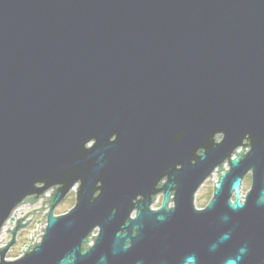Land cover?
Returning <instances> with one entry per match:
<instances>
[{"label":"water","instance_id":"water-1","mask_svg":"<svg viewBox=\"0 0 264 264\" xmlns=\"http://www.w3.org/2000/svg\"><path fill=\"white\" fill-rule=\"evenodd\" d=\"M49 189L0 264H264V0H0V232Z\"/></svg>","mask_w":264,"mask_h":264},{"label":"rangeland","instance_id":"rangeland-1","mask_svg":"<svg viewBox=\"0 0 264 264\" xmlns=\"http://www.w3.org/2000/svg\"><path fill=\"white\" fill-rule=\"evenodd\" d=\"M242 146L239 147L237 149L236 152H240ZM244 150L247 151L248 148L244 147ZM226 166V168L224 167V169H227V163L224 164ZM223 169V170H224ZM217 177V171L215 170L212 174L211 177L209 176L204 182L203 184L197 189L195 196H194V206L196 208H203L207 202L209 201V199L212 196V192H213V184H214V179H216ZM250 182H251V177H250V173L246 174L245 177L243 178L242 181V186H241V195L244 196L246 194V192L248 191L249 187H250ZM161 196L159 197L158 200H156L152 207L153 208H157L159 207L160 203H161ZM75 203V195H74V190H71L66 196L65 198L54 208V215H58V214H62L64 212H66L67 210H69ZM42 206V200L37 202V203H27V204H23L20 205L18 208H16L13 213H12V223L10 224L9 222H7L5 224V226L3 227V230L0 234V246H4L6 245L7 241L10 240L11 237V232L6 230L12 229L14 227V225L16 224V220L20 217H23L28 211L35 209V208H40ZM38 211V212H37ZM34 212L36 213H28L24 218V222H26V220L30 219L32 217V215H34L29 222L26 224L25 227L21 228L18 230V232L16 233L15 236V242L13 245H11L9 247V249L6 252L5 257L7 259H13L18 257L21 253H22V249L23 247L27 244L28 242V235L29 233L34 229L35 224L37 223V220L41 218V216L44 215V210H34ZM45 223V218L43 216V218L41 220L38 221V228L35 231V235L37 236V238L40 235V230L41 227H43ZM34 233V232H31ZM97 233V229H95L93 231V234L96 235ZM93 240V239H92Z\"/></svg>","mask_w":264,"mask_h":264},{"label":"built area","instance_id":"built-area-1","mask_svg":"<svg viewBox=\"0 0 264 264\" xmlns=\"http://www.w3.org/2000/svg\"><path fill=\"white\" fill-rule=\"evenodd\" d=\"M224 164H226V163H224ZM224 164H223V167L226 168V166H225ZM50 193H52V189H49V190H47L46 192H44V193H43V196H44V197H43V196H40V197H39L36 201H34L33 203H37V202H39V201H41V200H47V199L49 198V196H50ZM27 203H30V202L27 201V202L22 203L21 205H23V204H27ZM43 205H44V207H45V208H43V210H44L45 212H47V211H48V208H49V206H48L49 204H48V203H44ZM19 206H20V205H19ZM19 206H17L16 208H18ZM16 208H15V209H16ZM15 209H14V210H15ZM45 212H44V214H45ZM12 213H13V212H12ZM11 215H12V214H11ZM44 218H45V223H44V225H43L42 228H44V227H45V224H46V214L44 215ZM24 219H25V218H24ZM24 219H23V220H24ZM23 222H24V221H23ZM24 223H25V222H24ZM4 226H5V225H4ZM4 226H3V227H4ZM25 226H26V225H25ZM25 226H24V227H25ZM3 227H2V229H1V232H2V230H3ZM37 228H38V227H37ZM37 228L35 229V231L37 230ZM1 232H0V234H1ZM32 232H34V231H32ZM40 232H41L40 235H42V234H43V230H40ZM92 235H94V234H91L90 237H92ZM31 236H34V233H31ZM35 236H36V235H35ZM90 237H89V238H90ZM40 240H41V236H39L38 238H37V237L35 238V242H36V243L40 242ZM28 242H29V237H28ZM28 242H27V244H28ZM89 243H92V239L89 240ZM27 244H26V245H27ZM30 244H31V246L34 245V239H32V240L30 241ZM26 245H25V246H26ZM25 246H24V247H25ZM0 247H3V246H0ZM22 252H23V251H22ZM21 254H22V253H21ZM21 254H20V255H21ZM20 255H19V256H20ZM19 256H18V257H19ZM16 258H17V257H16ZM13 259H14V258H13Z\"/></svg>","mask_w":264,"mask_h":264},{"label":"flooded vegetation","instance_id":"flooded-vegetation-1","mask_svg":"<svg viewBox=\"0 0 264 264\" xmlns=\"http://www.w3.org/2000/svg\"><path fill=\"white\" fill-rule=\"evenodd\" d=\"M161 196V198H162V193H159L156 197H155V200H154V202L156 201V200H158L159 199V197ZM162 200V199H161ZM153 202V203H154ZM153 205V204H152ZM152 205H151V207H152ZM153 208V207H152Z\"/></svg>","mask_w":264,"mask_h":264},{"label":"bare ground","instance_id":"bare-ground-1","mask_svg":"<svg viewBox=\"0 0 264 264\" xmlns=\"http://www.w3.org/2000/svg\"><path fill=\"white\" fill-rule=\"evenodd\" d=\"M6 223H7V222H6ZM6 223H5V224H6Z\"/></svg>","mask_w":264,"mask_h":264},{"label":"trees","instance_id":"trees-1","mask_svg":"<svg viewBox=\"0 0 264 264\" xmlns=\"http://www.w3.org/2000/svg\"><path fill=\"white\" fill-rule=\"evenodd\" d=\"M86 247V246H85Z\"/></svg>","mask_w":264,"mask_h":264}]
</instances>
